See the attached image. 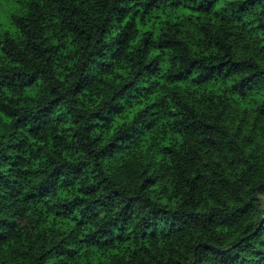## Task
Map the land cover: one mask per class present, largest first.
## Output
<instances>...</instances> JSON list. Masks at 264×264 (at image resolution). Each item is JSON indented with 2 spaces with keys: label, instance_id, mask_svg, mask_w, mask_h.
I'll return each instance as SVG.
<instances>
[{
  "label": "trees",
  "instance_id": "obj_1",
  "mask_svg": "<svg viewBox=\"0 0 264 264\" xmlns=\"http://www.w3.org/2000/svg\"><path fill=\"white\" fill-rule=\"evenodd\" d=\"M0 264H264V0H0Z\"/></svg>",
  "mask_w": 264,
  "mask_h": 264
}]
</instances>
